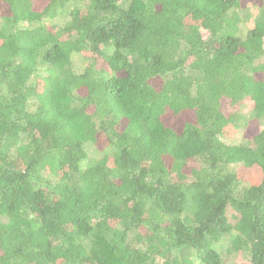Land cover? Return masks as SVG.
<instances>
[{
  "label": "trees",
  "instance_id": "trees-1",
  "mask_svg": "<svg viewBox=\"0 0 264 264\" xmlns=\"http://www.w3.org/2000/svg\"><path fill=\"white\" fill-rule=\"evenodd\" d=\"M248 2L0 0V264H221L224 241L264 264V0ZM244 103L260 129L225 143Z\"/></svg>",
  "mask_w": 264,
  "mask_h": 264
},
{
  "label": "rangeland",
  "instance_id": "rangeland-1",
  "mask_svg": "<svg viewBox=\"0 0 264 264\" xmlns=\"http://www.w3.org/2000/svg\"><path fill=\"white\" fill-rule=\"evenodd\" d=\"M47 0H32L33 2V9L40 10L45 2ZM245 2L251 1V0H244ZM250 3V2H248ZM248 7V8H247ZM250 7V8H249ZM245 10L237 11V14L241 16L243 19V16L245 14H249L250 17L247 21L241 26V33L244 35L246 31L252 27L253 24V18L256 15V10L251 7L249 4H247L244 8ZM244 20V19H243ZM52 22H49L48 27L51 28ZM251 106L248 103H244L243 106L239 109L238 113L242 116L249 117ZM237 110H234V112ZM232 110H226L224 109V113H234ZM183 115V114H182ZM168 120H172L171 116L169 114L167 115ZM184 118V115L182 116V119ZM181 119V120H182ZM181 120L172 123L174 127H179ZM239 128L234 131H229L228 133L225 132L224 134V142L229 144H239L243 142L244 140H249L251 136L260 129L258 122L255 119H251L250 117L247 120V123H243V120H239ZM91 157L100 158L101 155L94 154L91 151L89 152ZM108 159V158H105ZM108 163H110V159L108 160ZM239 179L241 182V186L245 185H258L262 180V173L257 167H253L252 169H239ZM216 251L221 256V264H249L248 263V255L245 251H234L231 249L229 242L226 241L222 242L220 246L218 245L215 247Z\"/></svg>",
  "mask_w": 264,
  "mask_h": 264
}]
</instances>
